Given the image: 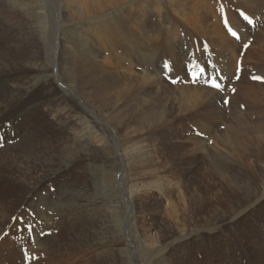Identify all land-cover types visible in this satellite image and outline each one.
<instances>
[{
  "label": "bare ground",
  "instance_id": "6f19581e",
  "mask_svg": "<svg viewBox=\"0 0 264 264\" xmlns=\"http://www.w3.org/2000/svg\"><path fill=\"white\" fill-rule=\"evenodd\" d=\"M145 1L149 0H62L63 3H67L66 8L70 10L69 13H64V20H70V22L91 18L100 20V22L114 20V35L109 33L111 30L104 25L99 30L101 33H95V28H90V34L94 38L92 41L94 45H92L95 52L87 55L79 47L74 50L73 45L63 47L57 41L60 28H58L55 18H53L49 40L46 38V33H42L39 38L37 31L40 29L35 28L30 17L21 16L15 22L10 21L4 2L0 0V127L7 118L17 114L20 106L24 103L21 86L25 84V81L19 77L18 70L35 66L41 60L42 51L48 41L46 53L49 54L52 65L55 63L56 73H59L60 76L61 74L65 75L72 80L71 84L66 83L63 91L68 92L69 97L75 99L74 104L78 102V99L71 91L82 95L81 97L90 108L89 112L88 110L86 112L87 120L94 118V134L99 132V127L104 126L106 133H109V138L110 135H115L117 146L119 145L122 150L121 157H130V165L132 162L142 168L146 165V162H143L145 159L149 161L147 164L153 161L155 166L154 170L150 166L147 170L151 176L149 179L146 176L144 179L140 178L143 170H134L137 176L141 173L135 181L136 187H131L130 192L124 190L131 206L125 223H131V225L129 229L125 227L126 234L132 243L136 237H143L145 242H142L145 246L144 249H137L138 251H134V247L132 249L134 252H132V257L134 255L136 264L152 262L151 256L154 255V251L163 245V240L156 239L181 240L193 234L204 235L202 240L195 245V260L189 257V264H234L236 260L230 261V258L235 255L238 257L237 264H264V231L259 233L250 230L251 222L259 225V222L264 221L262 217L264 213V88L255 89L258 87L255 83L246 82L250 85L246 88V95L239 96V99L236 98L235 101L233 96L231 103L229 102L230 106L232 103L234 104V111L229 112V107L224 110L222 104L217 101L222 98L218 96L220 91L216 92L213 86L227 91L225 87L227 74H229L228 67L230 68V61L236 62L239 43L237 44L236 40L232 36H228L217 24L219 18L217 9L212 8L211 5L204 7L202 1L198 4L199 7H195L192 5L193 0H169L170 13H168L164 12L163 5L160 4L161 8L157 7L158 5L154 6L157 3V0H154L156 3L148 7L154 8V16L148 9L150 17L146 19L147 12L143 8ZM240 1L245 2L246 7H250V3L257 5L264 2V0ZM225 2L227 3V1ZM120 9L125 11L115 13V10ZM243 13L246 14L245 11ZM249 17L251 18V15ZM9 23H23L19 30L23 32L30 27L32 32L25 37L24 35L16 37L11 33L9 36ZM230 30L239 39L238 41L244 42L252 34V25L249 21L247 25L244 24L239 18V20L231 22ZM192 35H196L198 38L207 36L215 45L219 46L222 52L220 72L218 71V74L211 72L210 69L205 68L202 59L199 62L196 60L198 64L196 69L193 68V71L200 73L202 78L208 79L205 85L203 87L194 84L175 86L182 80H189L181 72L184 68L181 58L187 56L186 53L191 51L190 45L187 44V38ZM87 48L89 49V47ZM256 54L254 65L255 69L260 72L264 70V44L261 45L260 52ZM62 56L64 58H61ZM169 65L175 75L180 78L176 84L170 83V80L167 81L165 76L161 75L162 70L166 71ZM233 65L235 66V64ZM64 66H69L70 69L62 71ZM253 71L251 70V72ZM62 78L64 77L62 76ZM78 78L82 81H76ZM158 84L162 88H152ZM92 107H95V110ZM50 109V107L43 108V111L47 113ZM63 111L64 109L60 107V110L51 117L52 127L58 126L60 129L64 125L70 124L71 121L62 114ZM46 113H44L45 116ZM228 113H230L229 116H227ZM98 117L101 118V121L111 125L113 131L110 129L109 132L110 126L102 125ZM28 119L36 122V116L29 115ZM183 119L194 123L196 129L188 128V124ZM90 130H93L91 125ZM195 131L199 134L197 147L191 146L189 140L192 139L187 136ZM19 132L20 126L13 139L18 137ZM25 135L31 141L37 140L35 129L32 127L25 130ZM182 136L185 138L183 139ZM28 139L15 142L9 148L0 151V161L3 164L0 170L5 174L1 175L3 176L1 178L4 181L8 180L5 187L9 183H18L25 186L26 189L33 190L42 179L35 173V170L43 171V176L46 174L51 176L56 171H46L48 169L45 164L46 156H49L60 168L66 167L67 172L71 165H73L72 169L77 165L75 162H78L80 156L72 146L66 148L62 143L59 147L51 142L36 146L31 144ZM111 139L112 137L107 140V146L111 147V151L118 155L115 151L116 146L112 144ZM147 139L154 142L151 141L149 145L145 143ZM202 140H210L211 144H204ZM98 141L100 142V140ZM22 144H25L24 147ZM116 150H118L117 147ZM170 152L173 153L170 155L168 154ZM175 152L177 153L175 154ZM149 154H152L150 157L153 160L146 157L143 159L142 156ZM195 164H197L195 172L189 173ZM28 165L30 166L27 171L23 169ZM180 168L183 172H179ZM125 171L120 169L121 174ZM143 174L147 175L145 171ZM124 175L126 176V174ZM122 177L120 184L125 189V180ZM147 190L159 191L158 193L168 198V202H165V211L161 213L160 219L157 212L152 209L160 211L159 206L162 205V201L149 197L148 193H145ZM141 191L143 192L142 196L140 195ZM176 191H178L177 198H175ZM136 193H139V196H136ZM233 193L239 198L234 197ZM130 195L132 197L134 195V199L131 200ZM153 203H157L158 207L154 209ZM250 218L254 220L249 221ZM148 219H154V221L152 220L153 223L150 222L151 224L147 227ZM184 219L185 223H181ZM258 220L260 221L256 222ZM137 222L140 224L142 236L136 230ZM192 223L195 224L194 227L191 226ZM179 225H183L186 231L188 230L185 235L176 236V226ZM260 225L264 228V224ZM131 227H136V231L134 232ZM221 227H224L235 241L234 247H229V254L228 251L225 252L226 248L222 240L214 236V233L217 234V229ZM245 227H248V230H245ZM156 235L159 237H153ZM60 237L63 242L66 241L65 236ZM62 241H58V247L62 249L60 251L76 253L74 256L79 253L71 250L73 243L82 241L79 234L71 237L70 245L62 246ZM210 242L216 244L207 246V243L210 245ZM39 243H41L40 240ZM52 245L49 241L39 257L45 255L44 252L51 249ZM40 248L39 250H41ZM62 255L64 254L61 253ZM67 258L66 256L65 260ZM43 259L45 258L43 257ZM33 263L31 262V264ZM35 264H40L39 260Z\"/></svg>",
  "mask_w": 264,
  "mask_h": 264
},
{
  "label": "rangeland",
  "instance_id": "374dc122",
  "mask_svg": "<svg viewBox=\"0 0 264 264\" xmlns=\"http://www.w3.org/2000/svg\"><path fill=\"white\" fill-rule=\"evenodd\" d=\"M225 1H227V3ZM3 2L5 5L4 7L7 9L10 21L15 22L21 16L30 17L34 22L33 25L35 26V28L40 29L37 31L39 38L42 36V33H46V38L47 40H49V36L52 31L53 18H55L57 20V26L58 28H60L58 32L59 39H57V41L60 42L63 47L66 45L70 46L71 44L75 47L73 48L74 50L80 48V50L84 51L87 55L93 54L95 52V49L93 47L94 42H92L94 38L92 34H90L91 27L93 29L95 28V33H101V31L99 30L101 29V27H103V25L104 27L106 26L109 30H111L109 32L111 34H113V30L115 29L113 27L114 20H105L103 22H100V20H95L93 18L87 20L77 19L73 20L72 22H70V20H64V13H69L70 10L66 8L67 3H63L62 0H3ZM200 2L204 7L211 5L212 8L217 9L219 17L217 20V24L222 27V29L228 36H232L236 40L235 42H237V44H241H238L239 51L235 60L236 62L234 63V61H230L229 63L230 68L228 67L229 74H227L228 78L226 80L225 87L227 91H222L217 86H213V88L216 89V92L220 91V94H218V96L222 97L217 99L218 103L222 104L224 110L229 107V112H233L234 104L232 103V106L229 105L231 103V98L234 96L233 98L235 101L236 98L239 99V96H245L246 88L250 86L249 83H255L258 86L256 87L255 85V89H258L259 87L264 88V70L260 71L262 73L261 74L258 70L255 69L254 65L257 56L256 53L260 52V47L264 44V2H262L263 5L259 3L257 5H254L253 3H250V7H246L247 5L245 4V2L242 3L240 0H193L192 5L195 7H199L198 4ZM155 3L156 1L149 0L145 1V3L143 4V8L147 12V17L145 16L146 19H149L150 14L154 16V8L148 7H150L149 5L153 6ZM160 4L164 6V12L166 11L170 13L169 0H157V3L154 6L158 5L157 7H160ZM148 9L151 11V13ZM124 11L125 10L122 11V9L115 10V13H122ZM243 11H245L246 14H244ZM148 13L150 14L148 15ZM250 15L251 18L249 17ZM239 18L246 25L248 21L250 22V20H255L251 23L252 34L248 36L244 42L238 41L239 39L236 38L230 30L231 22L239 20ZM22 24L9 23L8 35L10 36L11 33L16 37H21L23 35L25 37L32 32L30 27L21 32L19 30V27ZM5 25L7 26V24ZM189 37L187 38V44L190 45L191 51L186 53L187 56L181 58L183 59L181 63H183L184 65V68H182L183 71L181 72H183V74H185V76H187L189 80H182L180 83L176 84V82L180 80V78L179 76L175 75L174 70L171 69V65L166 68V71L162 70L163 73L161 75L165 76L167 81L170 80V83L172 82V84H176L175 86H179L182 84H194L196 86L203 87L208 79L202 78L200 73L198 74L196 71H193V68L196 69V65L198 64L199 60L202 59V62H204L203 64L205 68H207V70L210 69L211 72H217L218 74L219 67L221 66L220 64L222 62V52L220 51L219 46L215 45L214 42L208 39L207 36L204 38L200 36L198 38V36L196 35H192ZM87 47H89V49ZM47 49L48 41L45 43L44 50L42 51L41 60L38 61L35 66L18 70L19 77H21L23 81H25V84L21 86L23 94L22 98L24 103L20 106V110L17 111V114H14L12 115V117L7 118L3 122V125L0 127V151L9 148L15 142L27 140L28 138L27 135H25V130L28 127H32L35 129V137L37 140L31 141L30 139H28L31 144L41 146L51 142L52 144L60 147V144L63 143L66 148L72 146L74 151H76L80 157L78 162H75V164L77 163V165L73 169V165H71L69 167V171L67 172L66 167L60 168V166L56 165V163L53 162L49 156H46L45 158H47V160L45 161V164L48 168L46 171H56L53 172L51 176H49L48 174L43 176V171L35 170V173L42 179L33 190L26 189L25 186L18 183H9L8 186L5 187L4 185L8 183V180L4 181V179L1 178L3 177L1 175H3L4 173L0 170V264H31V262H34L33 264H35L38 260L40 264L42 262L43 264H136L137 262L134 261V255L132 257V252L133 250L136 251L137 249H144L145 246L142 244V242H145L144 239H142L143 237H136V239L133 240V244L126 234L125 227L126 229H129L131 225V223L125 224L128 217V212L130 213L131 206L128 202L127 196L125 195V191L130 192L133 187H136L135 181H137V178L140 177L141 173L137 176L134 170H143L142 176L140 178L144 179L146 176V178L149 179L151 177L147 173V170H149V166L153 167L154 170L155 166L153 164V161L147 164L149 161L145 160L144 158L146 157L151 160L152 158L150 156H152V154L142 156L144 159L143 162H146V165L142 166V168H139L138 164L132 162L130 165V157H121L120 152H122V150L119 145L117 146V141L114 139L115 135L113 134L112 136L110 135V138L112 137V144L115 145L118 149L116 150V147L114 146L115 151L118 155L114 154L111 151V147L107 146V140H109L110 138L109 133H106L104 126H101V128L99 127L100 133L98 132L94 134V118L87 120L88 116L86 115V112L88 109L90 110V108L85 100L81 97L82 95H79L77 92L71 91V89H69L71 93L78 99V102L74 104L75 99L69 97L68 92L63 91L65 90V87L67 85L66 83L71 84L72 80L65 75L61 74L60 76L59 73H56L57 71L55 69V63H53L52 65L50 56L48 53H46ZM184 49H186V47H184ZM61 58L64 57L62 56ZM241 62L243 65L241 64ZM233 64H235V66ZM69 69V66H64L62 71H67ZM250 69L254 71L251 72ZM62 76L64 78H62ZM61 78L63 79V81L61 80ZM79 79L80 78H78L76 81L81 82L82 80ZM195 79L196 81L198 80L197 83ZM240 84L241 87H239ZM154 87L162 88V86L159 84L152 86V88ZM229 92L232 94H230ZM48 107H50L51 109L47 113L43 111V108ZM60 107L64 109L62 114L71 122L68 126L64 125L59 129L58 126L52 127L53 124L50 119L54 114L57 113L58 110H60ZM44 113H46L47 115L45 116ZM29 115L36 116V122H34V120H29ZM229 115L230 113H228L227 116ZM100 119L101 118H99L98 120L102 123V125H106L107 127L110 126L108 128L109 132L110 129L111 131H113V127L111 125L107 124L104 121H101ZM184 120L185 119H183V121ZM184 122L188 124V128L192 127V129H196V127H194V123L188 122L187 119ZM90 125L91 127H93V130H90ZM19 126L20 132L18 134V137L13 139L15 134H17ZM165 131L168 130L165 129ZM101 132H103V134H101ZM96 134L100 135L95 136ZM91 136L93 137L92 139ZM187 136L192 139L189 140L191 146L197 147L199 144L198 132H192ZM182 137L183 139L185 138V136ZM98 140H100V142ZM151 141L154 142L153 140L147 139L145 143H148L150 145ZM202 141L204 142V144H211L210 140ZM24 145L25 144H22V147H24ZM171 153L173 152H170L168 154L171 155ZM176 153L177 152H175V154ZM29 166L30 165L24 167L23 169L27 171L29 169ZM2 167L3 164L0 161V168ZM196 167L197 164L193 165L189 170V173H194ZM120 169L122 171H126L122 172L121 174ZM144 171L147 175L143 174ZM179 172H183L182 168L179 169ZM124 174H126V176ZM121 177L125 180V189L120 184ZM29 181L31 182V180ZM147 191L145 193H148L147 195L149 197L154 198V200H156L157 198L159 199V201H162V205L159 206L160 211L155 209V207H158L157 203H153L152 205L155 209H152V211L157 212L158 218L160 219L162 217L161 213L165 211V206L168 202V198L158 193L159 191ZM142 193L143 192L141 191V196ZM137 195L139 196V193H136V196ZM232 195L234 196V193ZM177 196L178 191H176L175 198H177ZM133 197L131 195L129 196L131 200ZM234 197L239 198V196ZM238 211L239 209L237 210V212ZM262 217L264 219V213ZM152 220L154 221V219L147 220V227L151 224L150 222L153 223ZM253 220L254 219L250 218L249 221ZM259 221L260 220L256 222ZM181 223H185V219ZM260 224H264V221L259 222V225L251 222L252 226H250V230H252L253 232L262 233L264 231V228ZM191 226L194 227L195 224L192 223ZM176 227V236L185 235L188 231H186L183 225H179ZM131 228L134 232L137 230L138 234H141L142 236L139 222H137V228L135 227L136 230L134 227ZM189 229L191 228L189 227ZM224 230V227L218 228L216 231L217 234L214 233V236H217L219 240H222V243L226 248L225 252L228 251L227 253L229 254V247H234L235 241L233 236H230L231 234L228 231ZM245 230H248V227H245ZM77 234L81 236L82 241L73 243L71 246V250L79 252L78 254L80 255L77 254L78 256H74V254L76 253L68 252L71 255V258H69L70 255L67 253V251V254L60 251L62 249L58 247V241H62L60 236H62V238L63 236H65L66 241H62L63 243L61 242L62 246L70 245L72 243L71 237ZM194 235L195 234L181 240H173V238H168L167 240H165L166 238L156 239L161 241L163 240V245L162 247L154 251V255L151 256L152 262L150 261L149 264H189V257H192L193 260H195V245L199 243L200 240H202L204 234ZM83 236H85V238H83ZM153 237L159 236L156 235ZM39 240L42 245L41 243H39ZM43 240L48 244L50 241L53 245L51 246V249L44 252V256L42 255L41 257H39V254L42 253L45 246L48 245ZM208 243L207 246L216 244L215 242H210V245H208ZM154 246H156V244H154ZM29 248L30 250H28ZM39 248L41 250H39ZM32 253L33 255H31ZM47 253L49 254V256ZM61 253L65 256H61ZM66 256L69 259L67 258V260H65ZM43 257L45 259H48L49 257L50 258L48 260H45L43 259ZM51 258H53L54 260ZM231 258L230 261L236 260L234 264H237L238 257L235 255V257L232 256Z\"/></svg>",
  "mask_w": 264,
  "mask_h": 264
}]
</instances>
